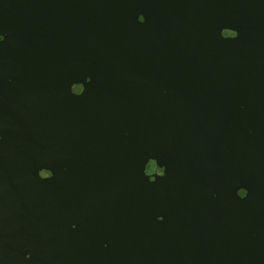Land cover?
I'll use <instances>...</instances> for the list:
<instances>
[{
    "label": "water",
    "instance_id": "95a60500",
    "mask_svg": "<svg viewBox=\"0 0 264 264\" xmlns=\"http://www.w3.org/2000/svg\"><path fill=\"white\" fill-rule=\"evenodd\" d=\"M0 35V264H264V0H0Z\"/></svg>",
    "mask_w": 264,
    "mask_h": 264
},
{
    "label": "clouds",
    "instance_id": "9594fccd",
    "mask_svg": "<svg viewBox=\"0 0 264 264\" xmlns=\"http://www.w3.org/2000/svg\"><path fill=\"white\" fill-rule=\"evenodd\" d=\"M225 34L226 35H233V36L235 35L234 32H229V31H226ZM0 40H3V36L2 35H0ZM151 168L153 170H156V171H161L160 169H156L154 164H151ZM41 175L42 176H46V175H48V173L47 172H42ZM239 195H241V196L244 195V190L243 189L240 190Z\"/></svg>",
    "mask_w": 264,
    "mask_h": 264
}]
</instances>
